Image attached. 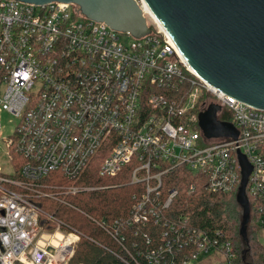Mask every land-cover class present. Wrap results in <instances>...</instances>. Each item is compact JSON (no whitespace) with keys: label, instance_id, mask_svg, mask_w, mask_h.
<instances>
[{"label":"built area","instance_id":"built-area-1","mask_svg":"<svg viewBox=\"0 0 264 264\" xmlns=\"http://www.w3.org/2000/svg\"><path fill=\"white\" fill-rule=\"evenodd\" d=\"M134 1L153 27L138 38L88 19L72 3L0 0V115L18 120L3 140L12 173L0 170V264L68 263L81 235L38 200L72 207L67 196L99 189L83 184L94 162L98 177L143 185L132 197L131 223L145 225L165 221L177 193L163 200V179L176 169L208 192L237 193L241 154L251 166L246 197L264 223V110L198 77L142 0ZM211 104L220 107L217 117L230 118L224 122L237 131L235 139L204 138L198 115ZM10 148L22 159L18 170ZM50 173L67 184L59 177L48 183ZM181 220L174 242L194 248L186 264L211 254L233 264L219 231L207 235ZM165 252L170 242L146 259L159 264Z\"/></svg>","mask_w":264,"mask_h":264},{"label":"trees","instance_id":"trees-1","mask_svg":"<svg viewBox=\"0 0 264 264\" xmlns=\"http://www.w3.org/2000/svg\"><path fill=\"white\" fill-rule=\"evenodd\" d=\"M217 119L230 122L224 114H219ZM9 154L18 170L22 159L13 153V148L9 149ZM98 168V162L88 167L87 180L83 184L99 189L66 197L75 209L38 200L46 211L81 235L67 264H151L146 259L147 253L164 248L167 242H170L171 253H163L159 264H186L194 248L188 244L178 249L174 242V231L181 227V218L187 219L186 226L191 230L207 235L219 231L221 238L230 243L235 256L233 264H264V245L257 237L264 223H259L260 214L250 199V217L244 239L240 234L242 208L237 202L236 192H208L203 183H195L188 171L179 168L163 179V200L171 190L177 193L169 207L164 209L165 221L134 224L131 223L132 197L144 191L143 185H131L120 176L98 177ZM57 177L62 179L60 174L50 173L45 181L54 183ZM59 181L67 184L65 179ZM171 225L174 227L170 231ZM164 233H168L167 237Z\"/></svg>","mask_w":264,"mask_h":264},{"label":"water","instance_id":"water-1","mask_svg":"<svg viewBox=\"0 0 264 264\" xmlns=\"http://www.w3.org/2000/svg\"><path fill=\"white\" fill-rule=\"evenodd\" d=\"M30 4L72 3L88 19L118 32L142 37L153 31L134 0H16ZM192 71L210 86L257 110H264V0H143ZM220 107L198 115L204 138H233L237 131L217 119ZM241 181L236 199L242 208L245 239L250 209L246 186L251 166L238 154Z\"/></svg>","mask_w":264,"mask_h":264},{"label":"rangeland","instance_id":"rangeland-1","mask_svg":"<svg viewBox=\"0 0 264 264\" xmlns=\"http://www.w3.org/2000/svg\"><path fill=\"white\" fill-rule=\"evenodd\" d=\"M120 39L123 41L126 39L125 36H120ZM1 138H0V170L4 174H11L12 168L9 165V158H8V148L6 143L3 141L6 138L11 137L15 126L17 125L18 120L7 115L6 113H1ZM236 195V194H235ZM258 240L261 244L264 245V226L259 228L257 233ZM49 237L44 236L43 239L47 240ZM196 264H227L219 255L211 254L206 256H199L195 261Z\"/></svg>","mask_w":264,"mask_h":264},{"label":"bare ground","instance_id":"bare-ground-1","mask_svg":"<svg viewBox=\"0 0 264 264\" xmlns=\"http://www.w3.org/2000/svg\"><path fill=\"white\" fill-rule=\"evenodd\" d=\"M142 4H143V8H144V10L146 11V12H148L150 15H152L153 16V14L150 12V10L148 9V7H147V5L144 3V1L142 0ZM154 17V16H153ZM155 18V17H154ZM156 19V18H155Z\"/></svg>","mask_w":264,"mask_h":264},{"label":"crops","instance_id":"crops-1","mask_svg":"<svg viewBox=\"0 0 264 264\" xmlns=\"http://www.w3.org/2000/svg\"><path fill=\"white\" fill-rule=\"evenodd\" d=\"M215 255H217V254H215Z\"/></svg>","mask_w":264,"mask_h":264}]
</instances>
